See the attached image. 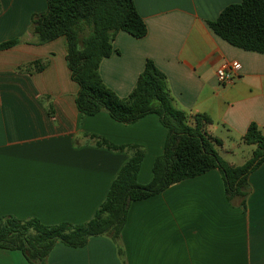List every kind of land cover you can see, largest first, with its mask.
Instances as JSON below:
<instances>
[{"label":"crops","instance_id":"obj_1","mask_svg":"<svg viewBox=\"0 0 264 264\" xmlns=\"http://www.w3.org/2000/svg\"><path fill=\"white\" fill-rule=\"evenodd\" d=\"M134 2L147 35L115 36L113 54L99 67L104 84L128 98L152 61L175 107L208 115L207 131L221 141L218 155L241 166L233 158L250 124L264 133V54L230 45L209 26L241 0ZM46 11V0H0V44L21 41L0 52V224L89 222L134 148L144 152L138 182L150 183L168 136L156 115L125 125L106 112L79 113L66 39L38 44L33 34V17ZM233 63L241 69L228 70L231 82L220 84L217 71ZM248 182L245 208L240 197L228 200L217 169L174 184L130 205L118 242L104 235L83 248L58 243L47 264H264V163ZM0 264L29 262L21 251L0 248Z\"/></svg>","mask_w":264,"mask_h":264},{"label":"trees","instance_id":"obj_2","mask_svg":"<svg viewBox=\"0 0 264 264\" xmlns=\"http://www.w3.org/2000/svg\"><path fill=\"white\" fill-rule=\"evenodd\" d=\"M47 11L32 19L38 44L65 38L67 64L71 78L79 86L76 107L85 116L106 112L125 125L148 115H156L167 129L162 156L153 165L152 180L138 182L144 152L135 149L133 157L121 168L107 197L93 218L82 225L61 223L45 225L38 219L6 218L0 224V248L21 251L29 264H47L58 243L70 248L85 247L92 237L108 235L118 242L126 225L128 210L134 202L157 196L172 185L219 170L229 201L249 194V176L264 163V133L252 123L243 137L254 148L252 157L241 166H230L217 152L221 141L210 135L213 124L206 114L189 116L177 109L166 76L152 61H147L136 86L122 99L108 88L99 73L101 62L113 52V40L120 32L136 39L147 35V27L134 0H46ZM214 33L230 45L264 54V0H241L226 7L216 21L209 23ZM88 34L84 36V33ZM20 40L0 44V52L16 47ZM110 149L122 150L107 142ZM120 256L123 251L118 248Z\"/></svg>","mask_w":264,"mask_h":264},{"label":"built area","instance_id":"obj_3","mask_svg":"<svg viewBox=\"0 0 264 264\" xmlns=\"http://www.w3.org/2000/svg\"><path fill=\"white\" fill-rule=\"evenodd\" d=\"M241 69V65L239 63L233 64H224L217 71V76L220 84H227L231 82V76L229 75V71L238 72ZM229 70V71H228Z\"/></svg>","mask_w":264,"mask_h":264},{"label":"rangeland","instance_id":"obj_4","mask_svg":"<svg viewBox=\"0 0 264 264\" xmlns=\"http://www.w3.org/2000/svg\"><path fill=\"white\" fill-rule=\"evenodd\" d=\"M87 34L88 33L85 32L84 36ZM253 150L254 148L252 146L242 145L240 148H238V152L233 158V162L237 165H243L249 158L252 157Z\"/></svg>","mask_w":264,"mask_h":264}]
</instances>
